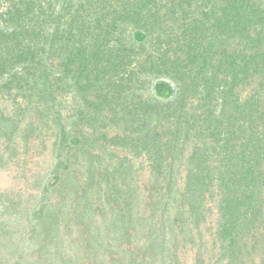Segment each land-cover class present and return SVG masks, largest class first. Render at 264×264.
Masks as SVG:
<instances>
[{"label": "trees", "instance_id": "trees-1", "mask_svg": "<svg viewBox=\"0 0 264 264\" xmlns=\"http://www.w3.org/2000/svg\"><path fill=\"white\" fill-rule=\"evenodd\" d=\"M178 3L181 9L210 8L184 25L190 27L185 45L174 49L170 43L157 58L142 61L126 42L132 38L146 46L159 30L155 0H0V7L9 6L1 15L0 93L21 97L25 113L40 103L48 106L45 111L55 109L60 92H76L85 106L78 110L82 122L74 125V134L62 131L61 148L80 151L93 164H103L98 153L119 155L107 146L105 132L93 141L88 129L96 130L98 121L102 128L123 127L111 143L149 162L150 192L137 181L134 165L122 158L111 171L109 165L91 173L82 195L86 199L95 190L114 214L119 235L132 242L135 230L144 242L142 255L133 253L129 264L163 258L174 233L167 214L175 205L174 222L185 241L207 213H214L219 260L248 264L260 258L264 264V101L257 98L259 91L242 99L247 85L264 75V0ZM193 11L182 12V20ZM145 66L157 81L147 98L133 94L140 91L135 86ZM66 161L59 166L68 169ZM150 205L161 212L158 227L149 226L153 215L144 210ZM50 218L45 230L60 239V215ZM80 232L84 254L94 255L99 264L106 243L88 225ZM6 241L16 254L20 243L12 233Z\"/></svg>", "mask_w": 264, "mask_h": 264}, {"label": "rangeland", "instance_id": "rangeland-1", "mask_svg": "<svg viewBox=\"0 0 264 264\" xmlns=\"http://www.w3.org/2000/svg\"><path fill=\"white\" fill-rule=\"evenodd\" d=\"M155 1L157 4L154 10L155 17L156 19L161 17L158 19L161 24L159 30L148 38L146 46H140V43L132 38L126 42L129 49L135 47V53L142 61L150 55L152 59L157 58L158 54L171 47L170 43L174 49L182 44L185 45L183 35L185 31H187L186 35H189L190 27L187 29L184 25L193 22L195 18L200 20L203 16L202 12L210 8L193 7V11L187 7L181 9L179 0ZM6 7L9 6L1 4L0 25L1 15ZM186 10L193 13L189 20L184 21L181 17H183L182 12ZM234 46L235 43L230 49ZM178 52L179 56H183V52ZM142 71L145 73H139L135 86V90L140 91L133 94L147 98L152 95V88L157 82L154 80L156 75L149 66H145ZM257 91H259L257 98L264 101V75L256 77L252 84L247 85L242 93V99ZM75 93L72 91L64 95L60 92L61 96L55 109L45 111L42 107L48 106L40 103L38 109H31L25 113L22 104L27 106V103L21 97L15 99L11 95L0 93V114H4L3 117L6 119L9 118L7 122L0 117V244L4 246H0L1 264H95L97 261L93 258L95 256L84 254L85 249L80 244V231L85 225H88L90 232H96V235L99 233L102 241L106 243L105 249L97 256L99 264H129L133 253L140 257L143 252L139 248L145 250L142 246L144 242L137 238L135 230H131L132 242L119 235L113 227L114 214L103 201L99 202V195H96L95 190H92L86 199L82 194L91 178V173L101 172L102 168L109 165L111 171L122 158L134 165L137 181L149 190L151 188L149 162L139 159L133 149L126 150L123 147L113 146L111 138L122 134L123 127L107 124L106 128H102L105 126L103 121L97 122L96 130L88 129L87 132L90 133V139L93 141L101 131L105 132L107 146L117 151L119 159L98 153L103 158V164L99 165L89 162L86 159L89 157L82 155L80 151L65 152L61 148L62 131L66 129L69 133H75L74 125L82 122L78 110L83 111L82 108L85 107L81 104L80 97H75ZM137 100L139 98L134 99ZM36 103L34 102L32 107ZM190 145L194 146V142ZM189 149L191 146L187 151ZM66 160L69 162L68 169L59 166V163L67 165ZM100 206L103 207V213L99 209ZM150 206L145 210L142 206V209L146 216L153 215L149 226L152 223L158 227L161 225V212L155 211ZM54 213L56 216L60 215V239L53 236L55 233L48 236L45 230L46 222H50V216H54ZM167 216L169 219L167 226L171 224L174 233L169 236L170 241L167 242L168 247L163 258L159 257V260L153 264H196L201 258L202 261L204 260L202 264L225 262L219 260L220 247L213 234L214 213H207V218L201 223L200 229L189 234L187 241L181 235V229L175 224V220L179 217L178 205L172 206ZM11 233L16 244L20 243L16 254L9 252L11 246L9 249L5 246ZM47 237L49 242L46 243L44 240ZM52 241L56 243H51ZM57 241H61L59 246ZM47 253L50 256L44 258ZM114 258L116 261L113 260ZM257 259L255 263L250 261L251 259L247 263L260 264L261 259Z\"/></svg>", "mask_w": 264, "mask_h": 264}]
</instances>
